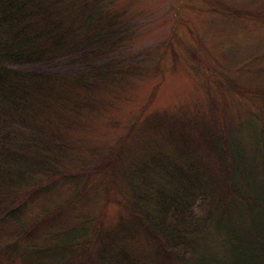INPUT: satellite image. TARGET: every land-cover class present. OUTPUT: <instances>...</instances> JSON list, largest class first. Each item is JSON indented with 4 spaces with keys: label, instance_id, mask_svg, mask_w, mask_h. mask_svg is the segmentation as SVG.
Returning a JSON list of instances; mask_svg holds the SVG:
<instances>
[{
    "label": "trees",
    "instance_id": "trees-1",
    "mask_svg": "<svg viewBox=\"0 0 264 264\" xmlns=\"http://www.w3.org/2000/svg\"><path fill=\"white\" fill-rule=\"evenodd\" d=\"M126 27L112 0H0V264H133L124 251L133 236L138 247L147 244L154 264H188L200 252L199 264H208L201 232L207 221L222 226L221 219L227 230L216 229L228 236L232 264H264V86L257 94H240L251 104L238 123L226 102L223 113L212 104L164 119L167 143L178 155H198L191 163L197 175L205 177L208 168L210 193L197 183L168 198L159 194L154 203L162 215L129 208L128 225L105 230L104 206L98 214L75 211L73 223L67 217L75 203L98 204L101 194L87 201L90 176L56 168L54 155L67 148L61 131L93 107L101 86L125 75L108 58L123 48ZM65 58L86 71L46 75L8 67ZM253 98L262 101L258 110L250 107ZM246 123L251 133L244 132ZM243 133L244 140L259 137L247 143ZM110 162L111 170L95 171L106 184L115 175ZM63 187L68 197L53 201ZM197 197L200 217L192 209Z\"/></svg>",
    "mask_w": 264,
    "mask_h": 264
},
{
    "label": "rangeland",
    "instance_id": "rangeland-1",
    "mask_svg": "<svg viewBox=\"0 0 264 264\" xmlns=\"http://www.w3.org/2000/svg\"><path fill=\"white\" fill-rule=\"evenodd\" d=\"M112 1L128 29L123 48L108 61L121 65L119 70L125 75L118 83L101 86L93 107L73 117L68 128L61 131L67 148L54 155L57 169L90 176L84 191L87 201L98 197L97 192L101 194L98 204L84 200L75 203L67 211L70 222L75 221V211L76 215L98 214L104 206L102 230L119 222L128 225L129 208L140 214L162 215L154 203L159 194L168 198L169 193L197 183L210 193L208 168L203 169L205 177L197 175L191 163L199 160L198 155H178L167 143L164 119L190 111L187 109L207 111L212 104L223 113L227 104L233 123H238L251 104L249 97L240 94H257L264 86V0ZM73 59L16 62L8 67L46 75L86 71L76 68ZM253 99L255 104L250 107L258 110L262 101ZM243 128L245 133L252 132L249 123ZM244 137V133L240 135V139ZM258 137L245 140L255 142ZM246 155L253 153L247 151ZM110 161L115 175L106 184L102 174L95 171L108 167ZM61 190L53 195V201L63 202L68 197V187ZM193 204L194 214L200 217L198 210L203 206L199 197ZM221 222L222 226H215L207 221L201 232L204 240L199 247L207 245L204 255L208 264L235 261L234 253L228 250V236L216 229L224 226L227 230L226 221ZM207 236L210 238L205 240ZM116 245L121 244L116 241ZM137 245L134 236L124 242L128 258L136 261L133 264H154L145 249L147 244ZM201 258V252L197 258L193 254L188 264H199Z\"/></svg>",
    "mask_w": 264,
    "mask_h": 264
}]
</instances>
